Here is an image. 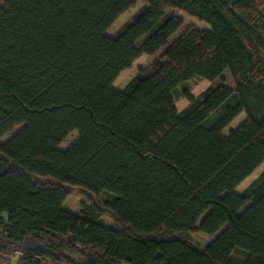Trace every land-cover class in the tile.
<instances>
[{
  "label": "trees",
  "instance_id": "trees-1",
  "mask_svg": "<svg viewBox=\"0 0 264 264\" xmlns=\"http://www.w3.org/2000/svg\"><path fill=\"white\" fill-rule=\"evenodd\" d=\"M180 11L210 28L190 25L115 88L138 57L168 44ZM196 77L211 84L185 92L179 112L174 92ZM263 162L264 0H0V255L264 264V171L235 190ZM75 187L93 195L72 212L63 204ZM196 231L214 238L201 246ZM30 235L44 243L19 248Z\"/></svg>",
  "mask_w": 264,
  "mask_h": 264
},
{
  "label": "rangeland",
  "instance_id": "rangeland-1",
  "mask_svg": "<svg viewBox=\"0 0 264 264\" xmlns=\"http://www.w3.org/2000/svg\"><path fill=\"white\" fill-rule=\"evenodd\" d=\"M143 3L139 1L134 7L127 10L125 13H123L108 29L107 34H115L119 31L142 7ZM178 15L183 19V24L181 27L169 38L168 44L163 46L156 54L154 55H141L138 57L133 64L123 70L118 77L115 79L113 86L117 89H122L124 86L130 81L134 75L138 72L139 69L146 67L154 58L159 57L162 55L167 47L173 43L190 25H196L200 28H210V24L199 20L197 17L190 16L184 11H180ZM223 81L225 83H231L232 82V76L230 72H226ZM211 82L205 79L201 78H192L188 80L187 82L179 85L175 92H174V99H175V105L179 112L183 111L186 107L190 105V100L185 95V92L188 93L190 96L196 98L201 95V93L206 90L210 86ZM214 116H217V113L214 114ZM247 118V114L245 111L241 112L236 118H234L230 124L225 128L224 132L227 133L230 129L236 128L238 125H240L245 119ZM78 136V131L74 130L69 134V136L64 140V142L61 144L62 148H66L69 145H71L75 139ZM264 171V162L256 168L249 176H247L238 186L236 187L237 192H242L245 190L254 180L258 178V176ZM89 195H93L92 192L75 187L72 189V192L67 197L66 201L63 204V208L75 212L79 209L80 202L82 200H85ZM111 195L109 194H102L101 199L106 200L110 199ZM103 222L107 225L113 226V218L110 214H105L103 216ZM188 235L191 237V239L196 242L197 244L201 246L208 245L212 239L214 238V235L196 231V232H189ZM44 242L40 239L34 238L33 235L29 236V239L24 244H21L19 248H24L27 245H33V244H43ZM79 256V255H77ZM243 257L241 253H236L235 258L237 260H240ZM2 257H0L1 260Z\"/></svg>",
  "mask_w": 264,
  "mask_h": 264
},
{
  "label": "crops",
  "instance_id": "crops-1",
  "mask_svg": "<svg viewBox=\"0 0 264 264\" xmlns=\"http://www.w3.org/2000/svg\"><path fill=\"white\" fill-rule=\"evenodd\" d=\"M74 257L78 258V259H83V257H79L77 255L71 254ZM1 260H0V264H18V256L16 255H10V256H5V255H0ZM43 264H56L55 262H53L52 260H46ZM60 264H70L68 262H62ZM119 264H128V263H119Z\"/></svg>",
  "mask_w": 264,
  "mask_h": 264
}]
</instances>
